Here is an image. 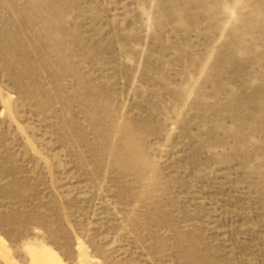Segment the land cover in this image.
<instances>
[{"label": "rangeland", "instance_id": "374dc122", "mask_svg": "<svg viewBox=\"0 0 264 264\" xmlns=\"http://www.w3.org/2000/svg\"><path fill=\"white\" fill-rule=\"evenodd\" d=\"M264 264V0H0V264Z\"/></svg>", "mask_w": 264, "mask_h": 264}, {"label": "bare ground", "instance_id": "6f19581e", "mask_svg": "<svg viewBox=\"0 0 264 264\" xmlns=\"http://www.w3.org/2000/svg\"><path fill=\"white\" fill-rule=\"evenodd\" d=\"M28 252L32 255V259L34 263H39L41 261H45L48 264H58L56 261L52 259V256H48L47 250H43L42 248H28Z\"/></svg>", "mask_w": 264, "mask_h": 264}]
</instances>
